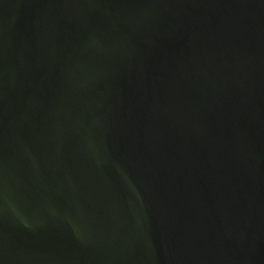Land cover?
Instances as JSON below:
<instances>
[{"label": "water", "instance_id": "95a60500", "mask_svg": "<svg viewBox=\"0 0 264 264\" xmlns=\"http://www.w3.org/2000/svg\"><path fill=\"white\" fill-rule=\"evenodd\" d=\"M0 264H264V0H0Z\"/></svg>", "mask_w": 264, "mask_h": 264}]
</instances>
